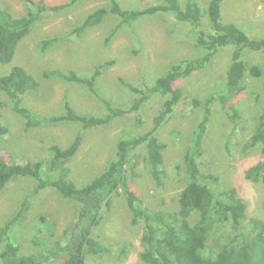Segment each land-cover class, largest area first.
I'll return each mask as SVG.
<instances>
[{
    "label": "trees",
    "instance_id": "obj_1",
    "mask_svg": "<svg viewBox=\"0 0 264 264\" xmlns=\"http://www.w3.org/2000/svg\"><path fill=\"white\" fill-rule=\"evenodd\" d=\"M22 1L26 7L23 15H17L9 6H0V63L12 64L22 42L32 32L34 24L46 13L63 11L82 0H68L58 4H50L45 0ZM151 2L156 4L136 9L125 8L119 0H109L108 5L91 9L79 17L67 32L68 35L80 37L109 19H117L104 42L108 46L120 31L133 30L131 23L146 15H169L173 16L174 19L170 21L175 26L184 23L190 26L194 32L192 40L196 42V46L206 51L198 57L175 63L153 84L135 85L121 77V84L136 94L126 108L113 106L108 100L97 97V81L116 63L113 59L92 66L90 69L93 72L90 75H82L73 68H55L42 74L43 78L52 77L84 85L91 96L104 102L107 109L105 115L80 113L65 98L64 113L42 117L24 105L28 91L39 87L38 78L20 65H14L8 73L0 75V138L11 135L10 129L1 120V107L8 106L10 101L14 111L24 119L26 131L63 122L81 123L85 130L108 125L116 117L123 118L134 113L152 115L151 127H138L136 131H130L119 138L116 141V158L82 186H77L70 178V163L83 142L81 132L66 147L52 145V156L47 159L13 161L11 154L2 151L0 147V198L3 191L13 186V180L18 177L29 178L28 182L33 184L17 212L0 227V261L3 264H53L59 261L62 264H87V255L113 252V249L93 236V229L102 221L105 208L111 207L112 196L121 193L132 214L131 224L135 226L142 223L144 226L140 259L146 264H264V216L250 214L246 199L239 195L236 187L230 186L215 192L206 182V175L199 165L208 124L215 110L220 109L224 113L223 118H228L234 126L242 125V110L238 106L240 98L248 96L246 100L249 101L255 94L254 84L264 82L261 78L263 69L257 64L261 62L256 60L250 64L244 55L246 48L252 52L264 53V38H252L238 24L224 22L223 0H209L205 5L203 0ZM201 5L207 10L204 11ZM205 16L209 19L206 18V25H203ZM78 22L79 25H76ZM61 37L43 39L41 52L54 46ZM228 45L232 46L225 48ZM227 50H230V58L225 66L221 87L206 99L185 95L177 82L205 69L215 57H223ZM3 95L8 101L2 99ZM152 97H165V100L159 108L154 105L152 110H148ZM185 99L189 101L186 112L192 110L190 101L193 102L194 110L199 107L202 110L201 119L196 123L191 143L184 155L187 182L178 194L176 210L151 209L144 204L141 195L134 188L138 176L137 158L142 155L154 181L162 186L166 174L164 161L167 144L160 139L159 131ZM254 116L255 124L246 141L245 150L249 152L259 148L261 155L245 169L244 176L253 183L264 184V106ZM29 187V184L24 186L22 191ZM48 187L54 188L79 207L77 218L67 229L70 240L60 245L63 242H57L51 232L47 238L34 235L31 240L34 251L21 254L20 245L11 238V228L21 220L26 222L35 200L36 204L38 202L36 197ZM228 228L231 229L230 233L222 239L221 233L226 234ZM129 250L130 242L127 241L114 252L124 255Z\"/></svg>",
    "mask_w": 264,
    "mask_h": 264
},
{
    "label": "rangeland",
    "instance_id": "obj_2",
    "mask_svg": "<svg viewBox=\"0 0 264 264\" xmlns=\"http://www.w3.org/2000/svg\"><path fill=\"white\" fill-rule=\"evenodd\" d=\"M45 1L58 4L68 0ZM151 1L119 0L125 8L136 9L156 4ZM207 1L209 0H203L202 3L205 5ZM108 4L109 0H82L63 11H49L34 24L32 32L17 50L12 64L0 63V75L8 73L12 66L20 65L38 78L39 87L28 91L24 98L25 106L42 117L56 116L64 113V99L67 98L80 113L105 115L106 105L97 97L108 100L113 106L126 108L136 96L132 90L121 84V77L135 85L153 84L175 63L198 57L206 51L196 46V42L192 40L194 32L188 24L175 26L170 21L174 19L173 16L169 15L166 17L152 14L140 17L131 23L133 30L120 31L108 46H105L104 42L117 19H109L80 37L67 34L79 17L91 9ZM0 6H9L17 15H23L26 11L22 0H0ZM202 7L204 9V6ZM222 15L224 22L238 24L250 37L264 38L263 0H223ZM206 18L209 19L205 16L203 25H206ZM76 25H79V22ZM54 36L62 37L42 53V40ZM246 51L244 58L250 64L256 60L261 62L257 64L263 69V80L264 53L252 52L248 48ZM229 58L230 50H227L223 57H215L205 69L196 71L192 77L182 78L177 84L182 86L184 94L190 98L206 99L221 87ZM112 59L116 63L97 81V97L91 96L82 84L42 77L45 71L55 68H73L82 75H90V72H93L90 69L92 66ZM254 85L255 94L251 99L246 100L248 96L245 94L246 97L239 100L238 106L242 110L241 126L239 124L236 127L228 118H223L224 113L220 109L212 113L199 165L206 175V182L215 192L230 186L236 187L239 195L246 199L250 214L264 216V184L253 183L244 176L245 169L261 155L259 148L249 152L245 150L246 141L255 124L254 114L257 115L264 106V82L260 81ZM2 99L8 101L5 95ZM164 100L165 97H152L148 110H152L154 105L159 108ZM187 107L189 108V101L185 99L159 131L160 139L167 144L164 161L166 174L162 186H158L154 181L142 155L137 158L138 176L134 188L141 195L144 204L151 209L176 210L178 194L187 182L184 155L202 114L201 107L193 109L192 101V110L186 112ZM1 111L2 123L10 129L11 135L0 138V147L2 151L11 154L13 161L27 162L29 158H50L52 145L66 147L81 132L82 145L70 163V178L77 186L86 184L116 158V141L119 138L130 131H136L138 127L150 128L152 117L147 113H134L123 118L116 117L108 125L85 130L82 129L81 123L63 122L26 131L24 119L14 111L11 101L8 106L1 107ZM27 179L18 177L13 180V186L3 191L0 198V227L17 212L24 196L33 187L32 182ZM28 184L30 187L22 191ZM39 194L42 196L36 197L38 202L36 204L35 200L33 209L27 214L26 222L19 221L10 231L13 242L20 245L21 254L34 251L35 247L31 241L34 235L47 238L51 232L57 242H63L59 243L60 245L66 243V240L69 242L67 229L79 214L78 205L61 196L52 187L43 189ZM121 194L112 196L111 207L105 208L102 221L93 229V236L113 249V252L87 255V264H146L140 259L144 226L142 223L135 226L131 224L132 214L126 198ZM230 228L226 234L221 233L222 239L230 233ZM122 241L130 242V250L124 255L114 252L124 244ZM0 264H3L2 261Z\"/></svg>",
    "mask_w": 264,
    "mask_h": 264
},
{
    "label": "bare ground",
    "instance_id": "obj_3",
    "mask_svg": "<svg viewBox=\"0 0 264 264\" xmlns=\"http://www.w3.org/2000/svg\"><path fill=\"white\" fill-rule=\"evenodd\" d=\"M40 3V2H39ZM57 185V184H56ZM59 188V187H58Z\"/></svg>",
    "mask_w": 264,
    "mask_h": 264
}]
</instances>
